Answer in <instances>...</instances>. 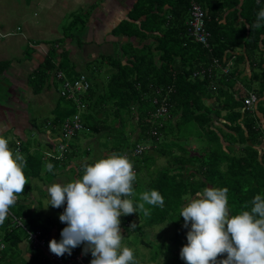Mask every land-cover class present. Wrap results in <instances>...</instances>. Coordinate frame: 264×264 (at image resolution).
<instances>
[{
	"label": "trees",
	"instance_id": "trees-1",
	"mask_svg": "<svg viewBox=\"0 0 264 264\" xmlns=\"http://www.w3.org/2000/svg\"><path fill=\"white\" fill-rule=\"evenodd\" d=\"M199 2L207 13L211 48L194 41L189 35L187 22L190 18V0H140L132 15L135 19L144 16L142 25L138 26V34H142V41L157 36V44L154 42L135 46L126 43L117 52L118 56L103 58L111 64L112 70H115L107 77V84L93 78L88 73L89 70L74 72L69 62L62 60L57 64L51 58L45 61L35 75L37 92L50 80L52 70H61L71 79L86 76L91 81V86L90 90L84 93L87 107L85 113L82 111V122L85 126L82 131L97 134L108 132V139L112 137L117 143L107 156L113 152L129 156L137 173L134 188L143 184L141 193L155 189L164 197L163 208L145 205L151 211L148 217L142 212L124 216L121 222L123 235L139 228L140 235L143 228L160 221L158 215L166 208L170 214L162 215L171 218L173 212L181 211L190 198H194L197 192L207 187L228 188L230 215L239 214L241 210H250V201L254 196L264 194V150L259 149L264 142V26L252 27L257 13L264 8V0H260V3H257V0ZM132 23L125 21L122 25H125L126 29V26L130 28ZM159 53V59H155ZM125 57L127 61L123 63L122 58ZM216 58L223 66L230 64L227 74L214 65ZM209 66L214 67L212 73L193 76L196 70ZM4 67L0 62V80ZM247 67L252 71L251 76L245 74ZM70 71L73 72L71 76ZM239 82L243 84L241 88L245 86L258 93L260 101L256 107H245V93L238 85ZM255 82L259 83L257 87ZM56 83L52 73V84ZM160 87H165L166 90L171 88L167 97L170 116H161L155 123L151 118L157 108L153 99L157 95L166 96L167 92L163 90L160 93ZM56 89L59 95L60 88ZM59 98L68 100L60 95ZM110 101L113 102L111 106L114 111L111 119L107 115ZM69 117L61 119L57 115L52 121L53 130H60L61 138L63 122ZM219 119H223L226 131L216 125ZM126 121L135 124L136 130L125 133L123 128ZM153 126L157 127L158 135L151 133ZM79 133L77 132L73 139L77 138ZM161 133L163 138L169 137L164 138L163 143V139L158 141L162 137ZM190 136L202 141L200 149L191 150L180 144L179 140ZM18 138L9 140L10 147L15 150L20 146L25 153L27 163L24 171L28 184L25 185L24 192L19 194L17 203L10 208L12 215L9 213L8 218L0 225V240L5 243V248L0 251V261L5 260V264H24L30 253V259L34 258L38 264H60L53 263L48 252L39 246L29 245L30 251L22 255L21 244L30 243L27 241L28 230H39L41 237L50 243L53 238L59 241L62 229L67 226L60 222L59 217L41 214L34 202L33 206L28 205V200L37 187L33 181L41 179L60 183L58 178L66 165L77 169V173L83 175L85 165L107 156L96 154L95 151L91 157L94 147L74 142L70 143L69 150L64 152L63 156H59L52 142L45 151L38 148L30 150L28 145ZM222 138L230 145L224 146ZM141 140H151L155 144L152 145L154 148L149 149L150 154H145L148 146L141 143ZM129 141H133V144L130 145ZM139 144L145 147L142 154L135 153ZM155 152L164 157L167 164L151 173L144 162L155 155ZM74 160L77 162L74 163ZM47 164L53 165L52 171L47 170ZM143 167L147 176L146 182L139 179ZM139 194L133 199L138 201ZM65 207L66 204L61 208H51L63 212ZM135 214L139 225L131 228V217ZM163 220L165 219H161ZM140 242L143 247L151 248L150 242ZM183 242L179 247H176V241L162 243L158 247L159 256H152V262L143 263L140 258L143 256L137 249H134V255L139 264H185L180 258ZM130 244L133 245L132 242ZM172 245L175 247H171ZM8 249L11 252L6 251ZM83 249L82 244L73 249L70 256L66 253L62 256L64 263L78 264L76 258ZM37 250L42 254H36ZM84 257L82 264H88L87 261L92 259L90 252ZM225 257L226 254H222L219 258Z\"/></svg>",
	"mask_w": 264,
	"mask_h": 264
},
{
	"label": "clouds",
	"instance_id": "clouds-1",
	"mask_svg": "<svg viewBox=\"0 0 264 264\" xmlns=\"http://www.w3.org/2000/svg\"><path fill=\"white\" fill-rule=\"evenodd\" d=\"M262 26L264 8L252 25ZM6 127L0 123V225L28 184L25 156L19 148L10 147L4 135ZM61 139L55 145L57 152ZM46 168L52 171L53 165L47 164ZM136 180L137 173L129 156L113 152L85 165L81 178L48 186L50 207L61 208L66 204L59 219L67 225L59 241L55 238L50 241L51 253L70 256L73 249L83 244L82 254L91 253L90 264H139L134 249L122 243L120 218L138 212L148 217L151 211L145 205L163 208L164 197L152 189L143 191L138 201L134 200ZM228 191L226 187L204 188L181 209L183 226H190L187 243L180 251L185 264H264V194L254 196L250 210L230 215ZM134 226L135 223L131 228ZM222 254L226 257L219 258Z\"/></svg>",
	"mask_w": 264,
	"mask_h": 264
},
{
	"label": "crops",
	"instance_id": "crops-1",
	"mask_svg": "<svg viewBox=\"0 0 264 264\" xmlns=\"http://www.w3.org/2000/svg\"><path fill=\"white\" fill-rule=\"evenodd\" d=\"M139 1L0 0V62L5 66L0 80V123L7 126L6 131L24 133L27 124L20 117L29 118L28 107L32 108L33 102L45 101L54 109L55 98L59 97L52 84L54 71L41 91L35 88V75L47 59L57 64L65 60L74 72L87 71L91 66L101 65L103 58L118 56L117 52L126 43L143 46L155 42L153 38L142 41V34H138L144 16L135 19L132 15ZM125 21L133 22L130 28L123 27ZM122 61L126 63L127 57ZM245 74L251 76L250 67ZM238 84L240 88L243 85ZM222 122L223 119H219L216 125L225 130ZM222 139L224 146L230 145ZM179 142L191 150L200 149L203 144L193 136ZM85 145L92 146L89 141ZM93 147L96 154L103 155L96 143ZM259 149L264 150V142ZM146 178L142 180L146 182ZM66 179L61 178L60 183H65ZM29 245L28 242L21 244L22 255L30 251Z\"/></svg>",
	"mask_w": 264,
	"mask_h": 264
},
{
	"label": "rangeland",
	"instance_id": "rangeland-1",
	"mask_svg": "<svg viewBox=\"0 0 264 264\" xmlns=\"http://www.w3.org/2000/svg\"><path fill=\"white\" fill-rule=\"evenodd\" d=\"M62 30H63V33L66 31L65 28H63ZM67 33H66V36H67ZM150 38H153L154 41H156L158 39V37L155 35L150 37ZM143 40H145V39H143ZM150 43H154V42L152 41ZM119 49H120V47H119ZM159 56H160V53L156 56L155 59H159ZM102 61H103V63L99 66L97 65L98 67L97 66L96 67H92V66L89 67L88 73L91 74L93 76V78H95L96 80H99L103 84H107V81H108L107 77H109V75L114 73L115 70H112L111 64H109L107 61H104V60H102ZM123 63H125V62H123ZM70 73H71L70 74V76H71L72 72L70 71ZM258 84H259L258 82H255L256 87ZM55 86H56V88H61L60 81H57ZM111 105H113L112 101L109 102L110 109H108V112H107L109 119H111L112 115L114 114V111H113ZM31 107L32 108L28 107V113H29L28 119L23 120V118L20 117V120H22L23 122H25L27 124L26 125L27 127L25 128L24 133L22 135H18L17 132L13 129H9V130L4 132V135L9 140L13 139L14 137H16V138L19 137L18 139L24 141L28 145L30 150H34V148H38L42 151H45L49 148L51 142L56 145L57 141L60 139V130L59 131L53 130V127H54L52 125L53 119L57 115H59L61 117V119H64L66 116H72L73 114L78 112V107L76 106V104H74L72 101L64 100V99H61L59 97L57 100L55 98V105H54L53 110L50 109L51 106L48 103H45V101L44 102L43 101L33 102L31 104ZM83 111L85 113L86 109H83ZM132 130H134V131L136 130V125L130 124L128 121H126L124 124L123 131L128 134ZM137 131L139 132L140 129H137ZM108 134L109 133L105 132V131H103L99 134L93 133V132L80 131L77 138L73 139V137H72L71 140L69 141V143L74 142V143H78V144L83 146L87 141H89L92 144V147L96 143L100 148V152H102L103 155L107 156V154H109V152L111 151V148L113 146H115L117 143V141L114 142L112 137L110 139H108ZM161 136H162V133H161ZM164 138H166V137H164ZM164 138L162 136L158 141H161V139H163V141H162V143H163L165 141ZM95 139H96V142H95ZM166 139H169V137ZM117 140H118V138H117ZM141 141H142L141 143L148 146V151L145 152V154H148V153L150 154L151 152H149V149L154 148L153 146H155V144H153L151 142V140H148V141L141 140ZM131 143L133 144V141H129L130 145H131ZM94 152H95V149H94L93 153L90 154L91 157L94 155ZM22 155L25 156V153L23 152ZM76 162H77V160H74V163H76ZM154 162H156V163H154ZM166 164H167V160L164 157L157 155L156 152H155V155L150 156L144 162L145 167L148 168L151 173L156 171V168L165 167ZM69 168H70V166L66 165L62 169V171H64V172H62L60 174V177H63V178L67 177L65 183L71 182L77 178L82 177V174L77 173V169H72V168L69 169ZM140 172H141V174L139 175L140 176L139 179L142 181L141 178L145 177L144 167ZM43 173H45V172H43ZM60 177L58 178L59 180H60ZM33 184H36L37 187L33 191V196H31L30 199L28 200V205L33 206L32 203L34 202L35 206L39 209V212L41 214H44V215L45 214H52L56 217H59L60 214L62 213V211L54 210L50 207V197L48 196V193L46 191L47 187L53 183L48 182L46 180L34 179ZM142 188H143V184H139L138 187L135 188L136 193L137 194L141 193ZM192 198H190L189 201ZM41 204H42V207H41ZM168 211H169V209L166 208L164 210V212L160 211V213L162 212V214L169 215L170 213ZM180 212L181 211H177L176 213L173 212V216L171 218L170 217L165 218L162 214H159L158 215L159 220H160L159 222L156 221L157 223H155L154 225H148L145 228H143L142 233L140 235H139L140 228L134 229V231L132 230L130 234L128 233V235H126V233H125L123 235L124 236V239H123L124 242H122V243L125 246H128L132 249H135V250L137 249V251L140 252V255L143 256V257H140V258H142L141 261L143 263L145 261H147V262L154 261L151 259V257L152 256H159L158 255V247L160 245H162V243H171L173 241H176V243H175L176 247H179V245L183 241H185L187 243L186 237H187V229L188 228H185L183 226L184 225V219L182 216H180ZM123 217L124 216H122L120 218L121 222H122ZM7 218H8V216H7ZM163 218L165 220L161 221V219H163ZM131 219H132L133 223H136L134 227L139 225L136 221L138 219L136 214L133 215V218L131 217ZM189 228H190V226H189ZM121 229H124V228L121 227ZM129 241L132 242L133 245H131ZM140 241L150 242L151 248L143 247V244ZM185 244L183 242V245H185ZM171 247H175V246L172 245ZM6 251L11 252V250H9V249ZM35 253L38 255L42 254L40 250L35 251ZM87 263L90 264L89 261H87ZM0 264H5V260L0 261ZM24 264H38V262L34 258L30 259V257H26Z\"/></svg>",
	"mask_w": 264,
	"mask_h": 264
},
{
	"label": "built area",
	"instance_id": "built-area-1",
	"mask_svg": "<svg viewBox=\"0 0 264 264\" xmlns=\"http://www.w3.org/2000/svg\"><path fill=\"white\" fill-rule=\"evenodd\" d=\"M207 13L199 0H190V18L187 22L188 24V32L190 37L194 39V41L202 44L206 48H211L210 46V37L211 32L207 28ZM214 65L217 67H220L224 73H228L230 70V64L228 63L226 66H223L220 64L219 59H214ZM213 66L205 67L200 70H196L193 73L194 77H198L201 75L208 74L209 72H213ZM54 80L60 81L61 88L59 90L60 97H64L68 99L69 101L74 102L76 106L78 107V112L67 118L63 122V128H62V139L58 145V155L63 156V153L68 151L70 148L69 141L71 138L77 133L85 129V126L82 122V111L87 107L86 101H84L86 94L84 96V93H87L90 90L91 81L87 79L86 76L81 75L78 78L71 79L66 76V74L61 70H56L54 72ZM242 91L245 93V107L248 109H251L253 107H256L258 102L260 101V96L258 93L253 89H248L245 86H242ZM163 90L167 91L165 92L166 96L157 95L153 102L157 104V108L154 110L155 112L151 114V118L156 123L158 118L161 116H170V104L168 100V96L170 94L171 88H168L166 90L165 87H160L159 92H163ZM153 135H158V129L156 126H153L152 132ZM18 145H20V142H18ZM16 148H19L20 153L22 152L21 147L17 146ZM147 148V147H146ZM145 151V147L142 145H138L135 148L136 154H142ZM135 170V169H134ZM12 215V213L10 212ZM16 218V217H15ZM29 232V241L34 247H42L44 248L51 260L55 263L60 264H73V263H64L62 257H58L55 254L51 253L49 248V243L46 242V239L41 237V232L39 230L37 231H28ZM5 248L4 243L0 242V250ZM83 253V252H82ZM80 253L76 260H78V264L83 263L84 254Z\"/></svg>",
	"mask_w": 264,
	"mask_h": 264
}]
</instances>
